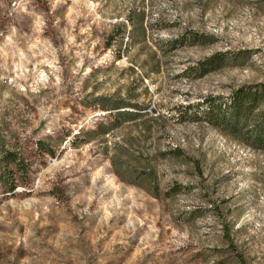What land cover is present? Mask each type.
I'll return each instance as SVG.
<instances>
[{
    "label": "rangeland",
    "instance_id": "obj_1",
    "mask_svg": "<svg viewBox=\"0 0 264 264\" xmlns=\"http://www.w3.org/2000/svg\"><path fill=\"white\" fill-rule=\"evenodd\" d=\"M252 83L264 0H0V264H264V149L176 114Z\"/></svg>",
    "mask_w": 264,
    "mask_h": 264
},
{
    "label": "trees",
    "instance_id": "obj_2",
    "mask_svg": "<svg viewBox=\"0 0 264 264\" xmlns=\"http://www.w3.org/2000/svg\"><path fill=\"white\" fill-rule=\"evenodd\" d=\"M37 1L44 2L45 0ZM186 37L194 45L212 43L211 37L201 33H190ZM237 56L238 53H234L233 57L218 54L207 59L200 68L203 73H209ZM117 108L115 107V109ZM176 112L180 122H206L251 148L264 149V83L241 85L234 88L228 97L207 96L199 103L178 107ZM107 132L108 129L103 131V133ZM90 134L85 133V135ZM44 142L37 143L39 150L54 156L55 150L45 145ZM177 153L182 155V151L177 150ZM4 158L6 162L0 170V180L6 183L12 179L11 175L14 170L23 173L28 168L25 159L16 152H9ZM117 175L120 174L117 172ZM123 180L126 181V179ZM134 184L140 186L137 182ZM15 186L13 181L10 182L9 190L13 191ZM182 190V186L174 185L172 187L175 194L181 193ZM169 194L167 193V195Z\"/></svg>",
    "mask_w": 264,
    "mask_h": 264
}]
</instances>
